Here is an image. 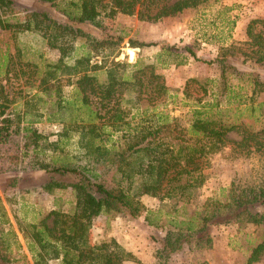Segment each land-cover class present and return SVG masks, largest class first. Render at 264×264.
Wrapping results in <instances>:
<instances>
[{"label": "trees", "instance_id": "trees-1", "mask_svg": "<svg viewBox=\"0 0 264 264\" xmlns=\"http://www.w3.org/2000/svg\"><path fill=\"white\" fill-rule=\"evenodd\" d=\"M35 1L50 5L66 23H58L48 12L23 8L14 0H0V28L39 32L47 38L51 48L58 49L59 62H62L68 49L59 47L56 42L66 37L70 40L83 38L93 49L112 44L109 39L93 37L78 25L100 28L102 16L112 19L117 15L135 16L141 22L157 23L186 11L197 10L216 0H66L63 6H60L62 0ZM9 15L16 21L14 25L7 22ZM246 36L247 41L242 44L221 47L214 63L224 67L229 59L244 58L264 64V19L251 20L246 28ZM130 46L146 48L153 44L131 42ZM162 50L157 59L164 67L168 63L162 61L163 55L172 56L175 66L186 64L185 57L171 54L173 48L164 46ZM185 52L198 61L191 49L186 48ZM89 64L90 56L85 55L76 61L72 72L81 75L76 87L78 93L82 94L81 106L84 111L83 123L75 126L81 130L79 144L83 142V153L91 160L83 166L55 159H40L44 155V148L39 144L43 137L29 122L23 127L19 126L18 116L15 119L13 113L8 112L9 102L0 86V148L8 143L13 133H20L24 150L19 160L14 154H2L0 151V174L14 170L43 171L46 181L42 189L45 192L70 188L75 197L70 213L53 210L34 224L15 221L32 264H50L52 261L59 264H124L131 257L113 239L99 245L91 243L90 230L97 217L119 215L137 220L145 212L140 200L144 195L161 202L164 198H188L190 190L200 187L206 180L204 169L208 165V157L227 145L241 152L253 150L264 153V128L253 130L245 125L227 126L208 119L200 108L191 111V121L187 127L182 126L177 118L158 114L153 123L145 124L146 121H142L130 130L119 107L122 95L133 91L137 95L135 103L145 98L149 104H153L168 92L164 78L155 72V66L139 62L131 65L111 60L107 66ZM129 68L132 70L128 71ZM99 69H105L106 81L103 84L98 83L90 73ZM191 82L196 80L187 82L185 95H188V84ZM251 84L255 92L258 82L252 81ZM93 99L100 109L92 107ZM70 106V109H75ZM100 110H104L103 115ZM98 120H105L113 128L111 134L121 132L124 127L127 131L117 141L109 139L110 147L107 148L100 137ZM104 125L102 123V127ZM232 131L240 134L239 140L229 138ZM56 145L52 144L54 149ZM231 186L233 188L226 203L207 199L200 209L192 213L184 205L176 209L175 216L169 221L172 229L167 230L160 241L165 264L173 255L189 250L191 245L196 249L211 248L209 231L213 226L264 227V214L251 211L253 206H264V181L257 186ZM145 221L149 226H159L150 215ZM0 224L9 227L0 229V264H12V247L19 251L21 245L1 205ZM263 257L264 237L249 249L245 264H255Z\"/></svg>", "mask_w": 264, "mask_h": 264}, {"label": "rangeland", "instance_id": "rangeland-1", "mask_svg": "<svg viewBox=\"0 0 264 264\" xmlns=\"http://www.w3.org/2000/svg\"><path fill=\"white\" fill-rule=\"evenodd\" d=\"M14 1L31 11L48 12L60 24L66 23L48 4L35 0ZM65 1L62 0L60 6H63ZM254 19H264V0H216L197 10L186 11L177 17L166 18L157 23L141 22L135 16L117 15L112 19L102 16L100 28L83 25L78 27L97 39H109L112 44L105 48L93 49L83 38L70 40L66 37L56 42L59 47L68 49L62 62H59L58 49L51 48L47 38L39 32H16L13 29L0 28V86L9 102L8 112L13 113L15 119L18 116L20 127L25 125L21 123V119L25 121V115L35 122L32 127L43 137L39 144L44 148V155L40 156V159H55L80 166L89 163L91 160L83 153V142L79 144L81 130L75 126L83 123L82 94L78 93L76 87V81L81 75L72 73L76 61L88 55L90 66H107L111 60L131 65L139 62L142 65L155 66V72L164 78L168 92L153 104H149L145 98L135 103L137 95L133 91L122 95L119 107L123 112L122 118L130 125V130L142 121H146L145 124L153 123L158 114L177 118L182 126L187 127L194 108H200L208 119L220 121L224 125H245L249 129L259 130L264 128V64L244 58L229 59L224 67L214 63L221 47L247 41L246 28ZM6 20L11 25L16 23L11 15L7 16ZM131 42L153 46L132 48ZM164 46L175 50L171 51V54L185 57L186 64L175 66L172 56L163 55L162 61L168 63L164 67L157 59ZM186 48L195 53L198 61L189 57L185 52ZM90 73L96 77L98 83H105V69ZM191 79L196 82L188 84V95H185V86ZM252 81L258 82L255 92ZM92 103L93 108L100 109L95 99ZM70 105L75 109H70ZM100 112L103 115L104 110ZM46 120L54 122L47 123ZM96 122L101 128L99 133L103 145L107 148L110 147L109 139L117 141L122 133L127 131L124 127L121 132L111 134L113 128L109 127L105 120ZM102 123L105 124L103 127ZM228 136L235 141L241 137L236 131L230 132ZM22 143V134L13 133L0 151L2 154H14L19 160L24 151ZM54 143H57L55 149L52 146ZM207 160L208 165L204 169L206 180L200 187L190 190L188 198H164L161 202L157 198L141 197L140 200L155 199L153 204L148 201L144 203L147 207L152 206L153 214L150 217L162 226L161 229L159 227L156 231H139L131 225L138 219L107 215L93 221L91 243L95 245L113 239L106 236L101 238L103 234L97 232L107 226L110 230L109 224L112 221L114 232L120 230L123 235L130 237V242L135 239L141 245V240L143 244L147 239L151 241L157 263L165 264V254L160 241L165 232L172 229L169 221L175 216L176 209L184 205L185 209L192 213L200 209L207 199L226 203L233 188L231 185H234V188L251 184L257 186L264 181V153L253 150L248 153L241 152L227 145L218 153L210 155ZM27 172L14 170L0 174V205L6 212L13 230L17 229L15 221L38 222L53 205L56 210L65 213H70L74 207L75 197L72 190H57L54 199H18L13 196L15 187L12 184L19 180L15 175ZM12 179L14 180L11 182ZM19 187L27 188L20 184ZM251 211L264 214V206H253ZM220 226L223 225L213 226L209 231L211 238H219L218 244H227V252L224 254L222 250L217 255L219 264H245L249 249L264 237V227L226 226V237L220 236L223 235ZM8 228L0 224V229ZM18 239L21 242L19 236ZM208 250L196 249L191 245L189 250L173 255L168 264H209L206 260ZM12 257V264H32L25 245L21 246L19 251L12 247ZM50 264L59 262L53 261ZM255 264H264V257Z\"/></svg>", "mask_w": 264, "mask_h": 264}, {"label": "crops", "instance_id": "crops-1", "mask_svg": "<svg viewBox=\"0 0 264 264\" xmlns=\"http://www.w3.org/2000/svg\"><path fill=\"white\" fill-rule=\"evenodd\" d=\"M240 40H242L240 38ZM26 119L25 121L21 119V123L23 122L24 124L26 123H31L32 125L35 124L34 121H30L27 116L25 115ZM40 121V120H39ZM47 123L50 122H54V121H49L46 120ZM17 178H19V180H17L16 184H12V186L15 187V193H13V196H17L18 199H35V197H39V198H44V199H54L55 198V191L51 193H47L42 189L43 184L46 181V176L44 174L43 171H29L25 174L22 175V173H19L17 175ZM20 185H24V187L27 188H22L19 187ZM66 190H71L70 188L66 189ZM65 191V190H62ZM142 197H147L146 195L142 196ZM155 199H142L141 202L143 203L144 207H145V212L142 214L143 216H141L136 222L131 223L132 226H134L135 228L139 229V231L142 230H153L156 231L155 229H161L162 226L153 227V226H149L147 224V222L145 221V218L148 215H152V211L150 207H147L146 204L144 203V201H148L150 202V204H153ZM53 205V204H51ZM150 208V209H148ZM56 210L54 205L47 211L46 214H48L50 211ZM150 211V213H149ZM45 216V215H44ZM43 216V217H44ZM102 217V216H99ZM99 217H97L99 219ZM40 220V219H39ZM38 220V221H39ZM32 224L37 223V222H30ZM107 224V223H106ZM112 224L113 222L111 221L109 224V227L111 228L110 230H108V226L103 228V229H99V233L103 234L101 235V238L103 236H106L107 238H113V240H115L117 242V244L121 247V249L127 254L129 255L131 258H129V260H127L126 262H124V264H158L156 258L153 256V245L151 244V241L149 242V240L147 239L144 244L141 240V245L138 243V241H136L135 239L131 240V242L129 241L128 238H130L127 235H123V233L119 230L118 232H114L113 228H112ZM93 226V225H92ZM94 227V226H93ZM220 228L223 231V235L220 234V236H226L227 237V232H228V227H224V226H220ZM98 229V228H97ZM15 234L17 235V241L19 242V244L23 247L25 245L24 240L22 235L18 232L17 229L14 230ZM150 232V231H148ZM91 233V230H90ZM153 234V233H150ZM138 235V234H137ZM18 236L20 237L21 242L18 239ZM154 236V235H152ZM134 238V235H133ZM212 246L211 248H209V250L207 251V256H206V260L209 262V264H219L218 260H217V255L219 253H221V251L223 250V253L225 254L226 251V245L227 244H218L219 242V238H217L216 236H212ZM105 241H102L100 243H103ZM100 243H96L95 245H99ZM141 246V247H138ZM219 259V257H218ZM220 260V259H219ZM224 260L226 262V257L224 256ZM53 262V261H52ZM58 262V261H57ZM225 264V263H223Z\"/></svg>", "mask_w": 264, "mask_h": 264}]
</instances>
